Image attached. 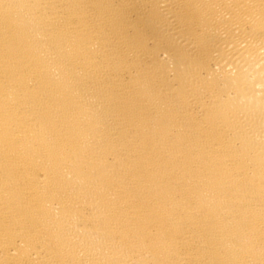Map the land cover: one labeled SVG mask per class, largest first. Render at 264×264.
I'll return each instance as SVG.
<instances>
[{"label":"bare ground","instance_id":"6f19581e","mask_svg":"<svg viewBox=\"0 0 264 264\" xmlns=\"http://www.w3.org/2000/svg\"><path fill=\"white\" fill-rule=\"evenodd\" d=\"M0 264H264V0H0Z\"/></svg>","mask_w":264,"mask_h":264}]
</instances>
